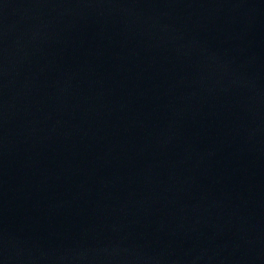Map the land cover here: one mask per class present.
Segmentation results:
<instances>
[{
    "label": "water",
    "instance_id": "obj_1",
    "mask_svg": "<svg viewBox=\"0 0 264 264\" xmlns=\"http://www.w3.org/2000/svg\"><path fill=\"white\" fill-rule=\"evenodd\" d=\"M0 264H264V0H0Z\"/></svg>",
    "mask_w": 264,
    "mask_h": 264
}]
</instances>
